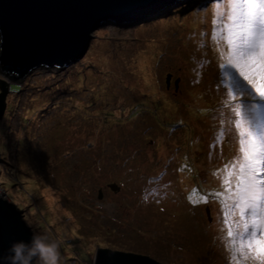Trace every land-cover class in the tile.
I'll use <instances>...</instances> for the list:
<instances>
[{"label":"rangeland","instance_id":"1","mask_svg":"<svg viewBox=\"0 0 264 264\" xmlns=\"http://www.w3.org/2000/svg\"><path fill=\"white\" fill-rule=\"evenodd\" d=\"M239 2L176 0L107 22L67 66L21 81L0 72V194L33 232L62 239L60 264H93L98 248L165 264H264L259 155L258 199L241 200L244 152L264 148V97L229 63Z\"/></svg>","mask_w":264,"mask_h":264},{"label":"water","instance_id":"2","mask_svg":"<svg viewBox=\"0 0 264 264\" xmlns=\"http://www.w3.org/2000/svg\"><path fill=\"white\" fill-rule=\"evenodd\" d=\"M173 1L0 0V72L10 81H21L40 66H67L87 52L92 33L107 22L140 17ZM8 92L9 82L0 79V120ZM33 233L22 209L0 194V264L12 243L29 241ZM93 264L165 263L148 254L98 248Z\"/></svg>","mask_w":264,"mask_h":264},{"label":"snow or ice","instance_id":"3","mask_svg":"<svg viewBox=\"0 0 264 264\" xmlns=\"http://www.w3.org/2000/svg\"><path fill=\"white\" fill-rule=\"evenodd\" d=\"M239 8L237 15H231L229 18L232 21V29L229 32L228 44L232 51L230 54L229 63L235 61L236 65L241 69L240 75L243 80L247 81V85H251V89L255 88V92L260 93L264 97V0H240L239 3H233L232 8ZM239 95L247 96L249 93H239ZM258 105H251L245 108L246 113L249 115L255 113ZM239 115V112H237ZM239 126V121L237 122ZM244 135V133H242ZM250 135V134H249ZM264 141V134L261 137ZM241 144H245L241 140ZM254 155H259L260 159L264 161V148L257 150L253 144L252 151L244 152V159L246 164L241 165V173L243 175L244 169L247 168L251 172V184L247 186L250 189L248 196H242L241 200L245 204L247 200H255L258 197L255 195L254 188L256 181V168L255 161L252 159ZM243 184V181H241ZM240 208L241 215L244 214V207L237 205ZM253 214H254V206ZM247 231V225H245ZM231 230L228 236L232 237ZM243 238V234H240ZM257 244V256L264 260V240L255 241ZM252 247V242L249 243Z\"/></svg>","mask_w":264,"mask_h":264},{"label":"clouds","instance_id":"4","mask_svg":"<svg viewBox=\"0 0 264 264\" xmlns=\"http://www.w3.org/2000/svg\"><path fill=\"white\" fill-rule=\"evenodd\" d=\"M62 239L47 232H34L29 241L10 245L3 264H60Z\"/></svg>","mask_w":264,"mask_h":264},{"label":"trees","instance_id":"5","mask_svg":"<svg viewBox=\"0 0 264 264\" xmlns=\"http://www.w3.org/2000/svg\"><path fill=\"white\" fill-rule=\"evenodd\" d=\"M117 186H118V185H117ZM261 197H262V194H261L260 198H261ZM260 198H259V199H260ZM257 201H258V200H257Z\"/></svg>","mask_w":264,"mask_h":264},{"label":"bare ground","instance_id":"6","mask_svg":"<svg viewBox=\"0 0 264 264\" xmlns=\"http://www.w3.org/2000/svg\"><path fill=\"white\" fill-rule=\"evenodd\" d=\"M174 1H176V0H174ZM163 11V10H162ZM165 11V10H164ZM142 19V18H141ZM14 88V87H13Z\"/></svg>","mask_w":264,"mask_h":264}]
</instances>
